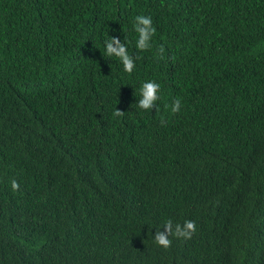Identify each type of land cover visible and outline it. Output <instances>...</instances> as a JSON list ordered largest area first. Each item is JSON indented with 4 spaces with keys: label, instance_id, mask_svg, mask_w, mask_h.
I'll use <instances>...</instances> for the list:
<instances>
[{
    "label": "trees",
    "instance_id": "trees-1",
    "mask_svg": "<svg viewBox=\"0 0 264 264\" xmlns=\"http://www.w3.org/2000/svg\"><path fill=\"white\" fill-rule=\"evenodd\" d=\"M0 264H264V0H0Z\"/></svg>",
    "mask_w": 264,
    "mask_h": 264
},
{
    "label": "clouds",
    "instance_id": "clouds-1",
    "mask_svg": "<svg viewBox=\"0 0 264 264\" xmlns=\"http://www.w3.org/2000/svg\"><path fill=\"white\" fill-rule=\"evenodd\" d=\"M132 28L135 32V42L134 47L140 52L152 48V41L155 34V26L150 15L138 14L135 15L131 21ZM129 40L127 34L125 35V40L122 42L118 37L110 35L105 36L102 40L103 56L109 58H115L119 64L122 66V71L124 73H131L135 67L136 60L139 56H133L129 52ZM159 52H163L161 47ZM161 85L155 80H144L139 86V98L136 101L137 110H151L156 102L161 98L160 93ZM168 108V105H165ZM181 110L180 99H175L170 105V112L177 113ZM122 112L116 109L113 112L114 117H119ZM163 122V121H162ZM18 182L13 179L11 181V188L13 191L18 189ZM164 230L156 231L154 235V242L167 248L169 246L168 235H174L176 237L188 238L192 235L195 230V224L191 220H185L183 224L175 223L171 219H166L162 224Z\"/></svg>",
    "mask_w": 264,
    "mask_h": 264
}]
</instances>
